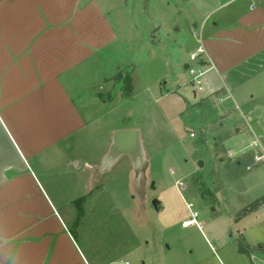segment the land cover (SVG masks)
Returning a JSON list of instances; mask_svg holds the SVG:
<instances>
[{
	"label": "crops",
	"instance_id": "crops-1",
	"mask_svg": "<svg viewBox=\"0 0 264 264\" xmlns=\"http://www.w3.org/2000/svg\"><path fill=\"white\" fill-rule=\"evenodd\" d=\"M204 7L198 37L196 23L191 29L195 45L172 39L173 51L161 49L162 64L171 65V72L157 78L154 88L145 82L141 90L154 89L165 99L177 94L179 74L187 71L200 39L203 57L215 66L203 92L231 110L235 104L243 108L248 116L243 121L252 124L258 150L248 148L236 163L247 168L240 178L244 192L260 200L264 158L256 156L264 153V0H208ZM152 8V0H142L139 12L147 17ZM133 18L127 0H0V264H128L123 259L131 253V240L108 249L101 247L103 239L92 243L84 228L86 216L98 207L102 171L116 162L110 160L114 139L94 162L86 134L94 131L100 120L96 111L105 106L97 95L102 86L122 71L121 63L136 65L117 59L118 44L132 46L127 34L132 36ZM163 29L162 20L145 23L144 46L163 43ZM233 132L224 139L226 146L243 138L245 129L234 126ZM262 205L264 200L241 217ZM185 222L183 228L195 225ZM241 245H246L242 239L241 255L256 251L249 246L242 251ZM196 253L186 264H210ZM255 254L264 260V246Z\"/></svg>",
	"mask_w": 264,
	"mask_h": 264
},
{
	"label": "rangeland",
	"instance_id": "rangeland-1",
	"mask_svg": "<svg viewBox=\"0 0 264 264\" xmlns=\"http://www.w3.org/2000/svg\"><path fill=\"white\" fill-rule=\"evenodd\" d=\"M127 1L134 14L128 30L132 36L127 34L133 43L128 50L126 43L118 44L117 59H132L136 65L121 63L122 71L97 94L106 107L97 109L100 120L94 131L86 134L91 140L85 148L97 162L117 132L134 129L138 138L132 149L141 153L120 156L109 170L102 171V193L96 210L86 216L85 236L92 243L103 239L101 247L108 249L124 238L131 240V253L123 259L128 264H186L196 259L197 251L210 264H218L212 247L223 264H264L255 254L264 246V205L241 217L245 209L264 200L244 192L240 178L247 168L236 163L248 148L258 150L253 147L252 124L243 121L248 117L246 110L236 104L231 110L206 92L195 94L187 71L179 74L177 94L166 99L154 89L141 90L145 82L154 88L157 78L167 74V69L171 72V65L162 64L161 49L173 51L172 39L195 45L191 29L196 23L198 37L208 0H152L147 17L139 12L142 0ZM160 20L164 22L159 33L163 43L146 48L144 25ZM157 39L153 34L152 44L156 45ZM151 57L156 62L150 63ZM236 118L239 123H234ZM234 126L245 129L244 137L226 146L224 139L235 135ZM248 156L253 157L251 152ZM193 211L200 213V230L196 225L182 227ZM205 223L212 226L206 228ZM241 239L250 250H256L251 257L238 252Z\"/></svg>",
	"mask_w": 264,
	"mask_h": 264
},
{
	"label": "built area",
	"instance_id": "built-area-1",
	"mask_svg": "<svg viewBox=\"0 0 264 264\" xmlns=\"http://www.w3.org/2000/svg\"><path fill=\"white\" fill-rule=\"evenodd\" d=\"M199 41V47L197 51L192 54L191 60H199L198 63L194 67H190L187 72L190 75V86L194 89L195 93H202L205 89V77L208 73L215 70L214 64L208 60L205 59L204 54L205 50L202 45V42L200 39ZM193 136V135H192ZM255 148V146H254ZM257 160L261 161L264 158V153H260V155H257ZM193 205L189 204L188 208L191 210ZM199 217V213L196 211H193L191 214V218L184 223L185 226H189L191 224L198 225L197 219Z\"/></svg>",
	"mask_w": 264,
	"mask_h": 264
},
{
	"label": "water",
	"instance_id": "water-1",
	"mask_svg": "<svg viewBox=\"0 0 264 264\" xmlns=\"http://www.w3.org/2000/svg\"><path fill=\"white\" fill-rule=\"evenodd\" d=\"M199 60H192L189 63H187L184 68L185 70H188L190 67H194ZM138 133L136 130H122L119 131L115 134L114 136V140L115 143L111 149V161L112 160H118L120 156H124L127 155L128 153L135 157L136 155L140 154L141 151L139 152V150H137V152L134 153V150L132 149L133 147V143L136 141V139L138 138ZM204 162L203 161H199L198 162V166L199 167H203ZM153 205L156 209H158V203L156 201L153 202Z\"/></svg>",
	"mask_w": 264,
	"mask_h": 264
},
{
	"label": "trees",
	"instance_id": "trees-1",
	"mask_svg": "<svg viewBox=\"0 0 264 264\" xmlns=\"http://www.w3.org/2000/svg\"><path fill=\"white\" fill-rule=\"evenodd\" d=\"M248 249H249V248H248L247 245H241L240 250H242V251H247Z\"/></svg>",
	"mask_w": 264,
	"mask_h": 264
}]
</instances>
